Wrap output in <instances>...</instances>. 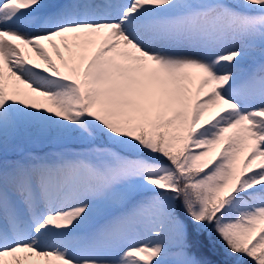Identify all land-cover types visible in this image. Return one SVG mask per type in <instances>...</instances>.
<instances>
[{"label":"rangeland","instance_id":"1","mask_svg":"<svg viewBox=\"0 0 264 264\" xmlns=\"http://www.w3.org/2000/svg\"><path fill=\"white\" fill-rule=\"evenodd\" d=\"M60 1L59 9L45 14L40 9L45 3L53 4V0L21 2L25 10L16 6L20 5L18 0H0V29L7 28L26 36V43H30L29 36L33 43L45 39L44 42L54 48L55 44L65 45L68 41L56 35L66 26H88L85 32L69 38L73 42V51L68 63H72L77 71L82 61L90 56L86 63V89H89V97L92 95L93 100L100 101L101 105L96 103L101 112L93 110L91 97L85 106L80 104L78 86L67 75L68 80H58L54 90L46 91L32 101L31 107L38 110L31 112L29 107L30 111L19 113L23 105L18 99L17 107L12 103L0 108L5 124L4 128L0 126V141L5 146L4 150L0 146V178L4 182L0 183V196L3 197L0 199V236H3L0 264H6L1 253L16 250L21 256L39 258L49 253L54 264L64 263L55 254L65 251L66 264H196L195 257L175 246L172 248L171 241L186 233L190 221H199L217 195L231 193L241 175L246 173L249 181L240 185L242 189L258 186L264 191V123L242 124L249 120L253 108L264 110V58L258 54L251 58L254 46L264 44V0H205L196 12L198 6L189 1L192 13L188 14L179 11L161 14L162 11L153 9L144 0L141 5L132 0H116L115 3L93 0L90 8L83 6L90 12H84V16L80 14L83 17L80 21L67 23L65 1ZM6 4L13 8H6ZM34 7L38 13L37 10L33 12ZM107 8L111 9L105 12ZM132 10L139 12L140 17H134L139 24L127 22L133 18ZM109 12L111 18L107 19ZM20 15L22 21L18 19ZM115 23L116 27L109 26ZM135 28L136 34H128V30ZM105 30L114 34L115 49L96 51L101 43L96 39L92 41V48L84 49L85 53L78 56L81 48L76 42L79 37L91 39ZM48 35L52 38L47 39ZM120 37L131 44L140 57L144 56L146 62L140 68L148 66L159 72V90L166 89L165 79L171 74L186 78L184 82L190 90L197 86L194 80L199 81L209 74V67L219 70L221 67L216 66L224 63V91L219 93V89H214L204 96L195 93V104L190 103L191 113L182 111L176 115L175 110L182 107L179 102L172 103L168 87L164 92L166 100L157 107L156 119L146 118L148 106L136 102L132 94H121L119 90L111 99L98 87H103L106 74L116 73L120 85L133 69L132 65L115 57L125 47L122 40H118ZM231 50L243 52L238 55V60H233L230 54L226 57L228 61L221 60V55ZM160 52L169 57L165 65L157 62ZM185 52L196 54L202 62L195 70L192 59L183 58ZM186 64L188 66H183ZM48 68L58 72L59 65L56 62ZM232 70L234 75H231ZM193 72L194 79L189 82L186 73ZM68 73L71 75L70 71ZM133 88L136 94L141 93L137 79H134ZM25 90L17 82L13 87L16 97L19 95L24 99L27 97ZM5 94L11 99L7 87ZM222 94L234 103L233 108L224 112L220 110L218 99ZM136 103L140 107L137 111L139 119L132 117ZM221 116L229 119L221 120ZM43 125L48 132L45 137ZM83 125L92 129L89 137L93 142L86 146L74 145L72 132ZM161 137L164 145L182 159L184 166L201 169L194 184L191 183L189 202L181 206L183 218L171 226H166L164 215L171 210L178 195L175 183L180 163L157 157L156 145ZM150 138L152 144L148 148ZM215 140L219 144H213ZM248 156L259 164L244 172L242 166ZM50 173L54 175L51 180ZM6 184L16 191L17 187L23 191L20 190L18 195ZM32 185L39 203L29 194ZM153 192L159 195L138 199L142 194ZM255 206L264 217V192L255 201ZM7 207L8 214L4 211ZM9 214L13 216L12 222L7 221ZM238 214L240 222L235 223ZM97 216L103 219L102 224L90 229ZM221 220L225 226L234 225V233L249 246L254 239L264 237V220L256 223L254 228L249 226L254 221L249 209L241 204L231 201ZM28 221L34 223L33 228L30 224L25 226ZM34 228H38L37 231ZM43 237L50 242L39 246L37 240L42 241ZM18 258L12 255L16 264ZM47 262L45 259L44 263Z\"/></svg>","mask_w":264,"mask_h":264},{"label":"bare ground","instance_id":"2","mask_svg":"<svg viewBox=\"0 0 264 264\" xmlns=\"http://www.w3.org/2000/svg\"><path fill=\"white\" fill-rule=\"evenodd\" d=\"M65 1V23L67 22H77L80 21L82 18L79 16L80 14L84 16V12H90L88 9L83 8V6H87V7H91L90 4L91 2H93V0H74L72 3L68 4L67 2L71 1V0H63ZM116 0H112L113 3H115ZM127 1V0H125ZM129 1V0H128ZM144 1H148L150 3V5H152L153 9L156 10H160L162 12H160L161 14H165V13H175L177 11H179L181 14H188V13H192L191 11V6H190V2H194L195 5H197L198 7L195 9V12L198 11V9L201 8V5L205 4V0H167L166 2L162 1V0H144ZM190 1V2H189ZM18 2L21 4V2L23 3H35L36 0H18ZM133 3H136V5H141L142 0H132ZM189 2V3H188ZM61 1L60 0H53V4H51V2L49 3H45L44 6V10L42 9V11H46V13H50L52 7H54L53 10L57 9V7L59 8V6L61 5ZM127 3V2H126ZM6 8H10L12 9L13 7H9V4H6ZM19 6V5H18ZM27 6V5H26ZM21 7L22 6L21 4ZM5 8V9H6ZM34 11L37 10V7H34ZM111 8H107L104 11H110ZM21 10V9H20ZM41 10V9H40ZM75 11V12H74ZM135 10H132V16L133 18H130L129 20H127V22L130 23H135L139 24V21H135L134 17L136 16V18L140 17L139 12H134ZM39 10H37L36 13H38ZM45 13V14H46ZM78 13V15H77ZM25 15H27L24 12ZM91 14V13H89ZM198 14V12H197ZM105 16H107L106 14H104ZM109 16H107V19L111 18V12H109L108 14ZM114 15V14H113ZM156 14H150V16H154ZM195 15V14H194ZM91 16V15H90ZM18 19H21V21L23 20V18L21 17V15L19 16ZM20 22V21H19ZM122 22H124V20H122ZM117 23L115 24H110V27H116ZM88 28V26H82L79 27V25L75 24L73 26H66L65 30L63 31H59L56 35L57 37H60L62 40L63 39H67L68 41H66L65 45H60V44H55L54 48L53 47H49L47 43H45V39H37L36 43H33V40H30V43H24L23 40L24 39L20 34H18L17 32L11 31L7 28H3L0 29V108H5V105H10L11 103H14L15 106L17 107V102L16 99H18L19 103H21L22 106V110L19 111L22 112L23 110H29V107H31L32 101L36 100L38 98H40L42 95H44L45 93H47L46 91H49L51 89H55L57 86V82H59L58 80L61 81H65L68 80V77H71V80L73 82H75L78 86V92H79V96H81L82 99H85L88 101V99H90V97L93 100V96L90 95V97L88 96L89 94V89H86V85H87V80L85 79L86 75V71L88 70L86 67L87 66V62L90 60V56L87 57V59H84L82 62L83 64H80L78 67L79 69L76 71L74 66L70 63V61L72 60L71 55H72V51H73V47L72 44L73 42L69 39L70 37H73L74 35L78 34V33H82L85 32L86 29ZM109 29V28H108ZM91 30V28H90ZM114 30V29H113ZM116 31V30H115ZM90 33V32H89ZM128 34H136V28L133 30H128ZM35 35V34H32ZM122 36V35H121ZM128 36V35H126ZM26 37V36H25ZM114 34L112 32H108L107 30L105 31H101L100 33H97V36L91 39H84L85 36L79 37L78 41L76 42L77 46L80 49L79 52H77L78 56L79 53L84 54L85 52H83L84 49H90L92 48V41L94 40H99L101 43L100 45H97L96 47V51H100V50H105L106 48H111V50H113L114 47ZM27 38V37H26ZM51 36H47V39H51ZM104 38V39H103ZM31 39V38H30ZM5 40V41H4ZM118 40H122V42L125 44V47L122 48L121 50H119V56L115 57H119L121 59V61H126L127 63H129L130 65H132L133 69L132 71H130L128 73V75L126 76L125 79H123L122 83L120 85H118L117 83V78H118V74H106V76L103 77V82L102 85L103 87H101V85H99L98 87L100 88L99 90H105L106 92V96H108L109 98L113 99L114 96L117 94V92L120 90L121 94L124 93H129L132 94L133 99L136 100V102H141L143 105L148 106V108L145 110V116L146 118H151V120H155V114L159 113L158 111V106L162 105V102L164 100H166V96L164 94L165 90H167L168 87H170V91L168 92V96L170 99H172V103H174V101L179 102V105H181L182 109L179 110H175L177 112L176 115H179V113H181L182 111H185L187 114L191 113L190 111V103H194L195 104V91L194 89H192L190 87V90H187V84L185 83V79L186 78H181L178 77L176 74L175 75H170L169 77H167L168 79H165L166 85L165 88L166 89H161L159 90V80H160V74L157 71H153L152 69L150 70V68H148V66H146L144 69L140 68L141 65H143L146 61L143 59V57L139 56L138 53H136V51H134V47L127 43L126 40H123L122 37H120ZM55 41H57V39H55ZM22 42V43H21ZM9 43V44H7ZM32 43V45H30ZM127 43V44H126ZM119 43L115 44V46H117ZM140 47V46H138ZM86 51V54L88 53L89 55V51ZM247 50V49H246ZM160 56L157 57L158 59V63H163L164 65L167 64V61L169 60V57L166 55V53L164 52H160ZM192 53V52H191ZM231 54L235 55V52H231ZM81 55V54H80ZM74 56H76L74 54ZM186 56H188V58H191L193 60V65L194 68H196L200 63H202L201 61H199V59L196 58V54H191L188 52H185L183 58H185ZM114 58V59H116ZM81 59V58H80ZM236 59V58H235ZM184 61V59H183ZM57 64L59 65V68H57V71H52L51 69H49L48 67H52V64ZM69 62V63H68ZM81 62V63H82ZM183 66H188V64L183 65ZM221 67V69L219 70H214L213 67H209V74L205 77H203L202 79H200L199 81H196L192 78H194L193 73H186V76L188 77L189 82H194L198 84V89H197V95L198 96H204V94H208L210 91H213L214 89L217 91H220L219 93L224 91V75L223 73H225V71H222L225 69L224 63L219 64L216 66ZM75 70V72H74ZM231 70V69H230ZM68 71H70L71 75H69ZM222 71V72H220ZM129 74H135L133 76H129ZM68 77H67V76ZM231 75L233 74V70L231 71ZM134 79L138 80V83L141 87V93H135V90L133 88L134 85ZM3 81L6 82V84L3 83ZM18 83V85L24 86L25 87V92L27 94V97L24 99L21 96H17L16 97V93L13 92V87L15 85V83ZM8 88V90L10 91V97L11 99H9L6 94H5V88ZM12 89V90H11ZM189 89V88H188ZM131 90V91H129ZM134 90V91H133ZM85 92V93H84ZM132 92V93H131ZM86 94V95H85ZM126 96V95H125ZM71 98V97H70ZM182 98V100H181ZM69 99V98H68ZM118 99V97H117ZM219 99L220 102V110L222 112H224L225 110L229 109V108H233L234 103L231 101V99L229 97H227L226 94H222V96ZM26 102V103H25ZM99 105H101L100 101L97 100L95 101V99L92 101L93 103V110H97L99 112H101L100 110H98L97 108V103ZM71 105H74L71 103ZM239 107V106H238ZM139 105L138 103H136V105L133 107V113H132V117L139 119V115L137 114V111L139 110ZM242 108V106L239 107V109ZM38 110L36 108H32L31 107V112ZM41 112V111H40ZM18 114V113H17ZM97 115V113L95 114ZM150 115V116H149ZM264 117V110H254L253 108V112L250 114L249 116V120L248 121H244L242 122V124H244L245 126H250L253 125H261L264 123L263 118ZM221 120H225V119H229L226 116H221L220 117ZM3 126L4 128V118L0 113V126ZM137 125V122L133 123L132 126L135 128V126ZM44 129L45 126L43 125ZM48 135V132L46 131V129L44 130V137ZM1 137V135H0ZM254 139H256V136L254 137ZM152 144L151 138L148 140V144L147 147L150 148ZM213 144H219L217 140L213 141ZM0 146L1 149L4 150L5 146L3 144L2 141H0ZM43 171V170H42ZM35 173V172H34ZM85 175V174H84ZM83 175V176H84ZM50 180L54 178V175L50 173ZM22 180V178H21ZM31 183H33V179L30 178ZM0 183H4L2 178H0ZM10 183V182H8ZM18 184V183H16ZM7 185V184H6ZM9 185V184H8ZM7 187H10L8 186ZM19 185V184H18ZM13 187V186H12ZM10 187L11 191H14L16 194L20 193V190L23 191V189H20L19 187H17L15 185V188H18V191L14 190V188ZM13 192V193H14ZM10 194L12 192H9ZM29 194L32 198V200L36 201L37 203L40 202L37 192L36 190L33 188V185L31 186L30 190H29ZM14 195V194H13ZM123 196V195H122ZM125 197V195H124ZM3 197L0 196V199H2ZM95 208L96 205H93ZM29 207H31V205H29ZM5 213L8 214L9 213V209L7 207V209H4ZM13 220V216H11L10 214L8 215L7 221L12 222ZM33 225H31L30 228H32ZM0 240H3V236H0ZM46 241V242H43ZM42 241L37 240V243H39L38 245L41 246L43 243L49 244L50 240L47 239L46 237H43ZM12 255L15 256V259H17L18 257V264H41V262L43 264L44 260L47 259L48 262L47 264H54L53 263V258L52 255L47 253V255L45 257L39 258L35 255L32 256H21L19 251H11V252H3L1 253V257H3V259H5V263L6 264H16L15 259H12ZM60 256V261L62 260L64 263L61 264H66L67 262V251L65 252H61V253H57L55 254V256Z\"/></svg>","mask_w":264,"mask_h":264},{"label":"trees","instance_id":"3","mask_svg":"<svg viewBox=\"0 0 264 264\" xmlns=\"http://www.w3.org/2000/svg\"><path fill=\"white\" fill-rule=\"evenodd\" d=\"M88 132L89 129L86 126L77 127L73 132V143L78 146L91 144ZM157 149L159 159L170 162L177 160L178 155L171 153L164 146L162 137L157 142ZM125 151L130 153L128 149H125ZM199 172L194 166L185 167L180 163L175 183L178 195L171 210L164 215L165 219H168V226L183 217L181 206L189 202L191 183L193 184ZM242 181H247V178H243ZM239 190L240 188H237L234 194L226 198L218 195L215 203L208 206L202 214L200 221L190 222L187 225L186 234L178 236L171 241V244L175 245V248L182 249L187 254L195 257L197 264H264V237L263 239H254L251 246H249L245 240L234 233L233 227L230 228L222 223L221 216L231 201L249 209V213L254 220V223L249 225L252 228H254L256 222L262 220L260 211L255 207V201L258 199L261 189ZM155 195H158V193L146 195L142 198L148 199ZM237 222H239V219L236 220Z\"/></svg>","mask_w":264,"mask_h":264}]
</instances>
